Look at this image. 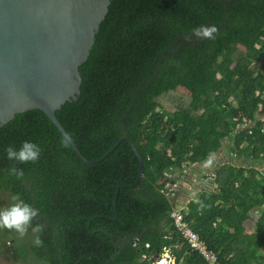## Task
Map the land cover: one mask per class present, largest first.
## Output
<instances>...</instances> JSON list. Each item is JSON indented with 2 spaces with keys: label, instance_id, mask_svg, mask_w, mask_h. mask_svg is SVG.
<instances>
[{
  "label": "trees",
  "instance_id": "trees-1",
  "mask_svg": "<svg viewBox=\"0 0 264 264\" xmlns=\"http://www.w3.org/2000/svg\"><path fill=\"white\" fill-rule=\"evenodd\" d=\"M201 25H215L214 38L196 36ZM263 56L264 0H111L79 66V97L56 116L91 160L130 138L144 161L142 179L120 189L115 212L117 184L138 176L130 143L89 164L43 110L16 113L0 128V195L36 207L32 225L43 227L34 233L30 225L21 241L3 228L4 243L16 238L15 261L152 264L170 249L175 264H209L171 217L180 190L169 198L162 189L188 178L231 137V154L243 160L198 171L212 175L214 187L200 190L185 218L222 264H264ZM178 85L190 100L168 110L160 98ZM25 140L40 146L39 158L8 160L7 146ZM257 206L262 211L249 232L245 222Z\"/></svg>",
  "mask_w": 264,
  "mask_h": 264
},
{
  "label": "water",
  "instance_id": "water-1",
  "mask_svg": "<svg viewBox=\"0 0 264 264\" xmlns=\"http://www.w3.org/2000/svg\"><path fill=\"white\" fill-rule=\"evenodd\" d=\"M110 2L0 0V128L16 113L39 108L89 164L103 161L121 142L130 143L140 162L139 171L134 183L117 184V212L120 189L136 186L144 173V161L135 143L121 137L101 157L88 159L56 116L67 100L79 97V66L89 56Z\"/></svg>",
  "mask_w": 264,
  "mask_h": 264
},
{
  "label": "rangeland",
  "instance_id": "rangeland-1",
  "mask_svg": "<svg viewBox=\"0 0 264 264\" xmlns=\"http://www.w3.org/2000/svg\"><path fill=\"white\" fill-rule=\"evenodd\" d=\"M244 51H245V48L243 46H240L239 52H244ZM262 62H264V56H263ZM263 71H264V68L262 69V72ZM189 100H190V91L181 85L173 87L167 94L161 96V98H160L162 105L168 110H174L177 107H179L180 105L186 104L187 102H189ZM258 117L264 118V113L263 112L260 113L258 115ZM231 147H232V139H231V137H229V138H227L226 145H224L222 147V149L217 154L211 156L210 159L207 161L208 162L207 164L205 162L204 165L200 166L202 168L195 166V165L192 167V169H194V170L196 169V171L193 174L188 175V178H186V184L187 183H189V184L183 185V187H181V188H184L183 189L184 192H185V190L190 191V194L192 196L191 197L192 203H194L196 201V198L198 197V194L200 193V189L201 190L202 189H213V187H214V184L210 182V178H212V175H209V177H206L205 176L206 174H203V173L198 172V171L206 170L209 172V170L212 166L216 167L218 165L223 164L224 162H226L228 160H230V162L238 163L243 159V158H238L235 155H231V153H233ZM259 168H260V170H264V165H260ZM176 173H179V172L177 171ZM174 175H175V173H174ZM167 178H173V176L167 175ZM176 183H178L177 180H176ZM189 185H190V187H189ZM177 193H178V198H180V199H178L179 200L178 202H180L182 204L186 203L187 200L181 199V197L179 195L181 193V191H180V193L179 192H177ZM11 203H12V200L10 198H8V196L6 194L0 195V207H6ZM261 211H262L261 206H257L255 208H253L250 211V216H251L250 219H252V217H253V218H255V221H256L258 216L261 214ZM251 228L252 229L255 228L254 222L249 221L248 229L250 230ZM2 231H3V228H0V235H1ZM14 236H17L19 238L18 239L19 241H21V239L26 240L29 238L27 231H25V233H23V234H20L16 231V232H14ZM1 237L2 236H0V238ZM15 240H16V238L11 240V245L4 243L3 237L0 240V264H44V263L39 262L35 259H31L29 261H22V260L17 259V262H16L15 259L12 257V253L15 250L14 249ZM168 252H169L168 250H165V252L163 253V255L160 258H166ZM166 262H167V260L165 259L164 263H160V262H158V263L159 264H172L171 262H168V263H166Z\"/></svg>",
  "mask_w": 264,
  "mask_h": 264
},
{
  "label": "clouds",
  "instance_id": "clouds-1",
  "mask_svg": "<svg viewBox=\"0 0 264 264\" xmlns=\"http://www.w3.org/2000/svg\"><path fill=\"white\" fill-rule=\"evenodd\" d=\"M193 32L198 37L214 38L217 27L215 25H201L193 29ZM67 142V139L63 141V143ZM5 152L8 160L24 163L36 161L40 156L41 148L36 142L25 140L18 148L13 145L7 146ZM10 172L17 177H21L24 174L23 169L17 167H12ZM11 199L14 201L13 203L6 207H0V228L14 229L18 233L23 234L31 225L32 231L39 233L43 226L41 224L32 225V220L37 217L39 210L19 198L18 195H13ZM35 243H41L39 235H36Z\"/></svg>",
  "mask_w": 264,
  "mask_h": 264
},
{
  "label": "built area",
  "instance_id": "built-area-1",
  "mask_svg": "<svg viewBox=\"0 0 264 264\" xmlns=\"http://www.w3.org/2000/svg\"><path fill=\"white\" fill-rule=\"evenodd\" d=\"M168 176H170V174ZM177 190L178 183L176 182L172 184L167 182L165 187L162 189V191L169 198L175 197ZM186 206L187 203L182 204L178 202L177 206L171 211V217L173 218L174 224L178 231L181 233L183 238L187 240L190 246L194 250H197L209 264H222V262L219 260L218 254L211 247H209L206 241H204L196 231L192 229L189 222L186 220L184 213ZM166 250L169 251L166 258L156 257L152 264H159L158 262L164 263L165 259L167 260L166 263L171 262L172 264H175V258L170 253V249Z\"/></svg>",
  "mask_w": 264,
  "mask_h": 264
},
{
  "label": "crops",
  "instance_id": "crops-1",
  "mask_svg": "<svg viewBox=\"0 0 264 264\" xmlns=\"http://www.w3.org/2000/svg\"><path fill=\"white\" fill-rule=\"evenodd\" d=\"M231 155H233V154H231ZM243 160V159H242ZM208 162L206 161V164H207ZM203 165H204V163H202ZM175 175H177V173H175ZM174 174L173 175H171V176H175ZM185 175V174H184ZM184 175H182V177L184 176ZM179 181H177L179 184H178V191L180 190L181 191V193L179 194L180 195V197L182 198V199H185V200H187V202L186 203H188V204H193L192 203V199H191V194H190V191H186L185 190V192H184V188H181V187H183V185H187V184H189V183H187L186 184V178L185 177H183V179L182 178H180V179H178ZM211 183H212V181H210ZM185 187V186H184ZM189 187H190V185H189ZM186 189V188H185ZM201 190V189H200ZM191 199V200H190ZM187 204V205H188ZM251 218V216L246 220V222H245V226H246V228H247V231H249V232H253L254 230H255V228H256V223H255V218H253L252 217V219H250ZM249 221H251V222H254V226H255V228H251L250 230L248 229V223H249Z\"/></svg>",
  "mask_w": 264,
  "mask_h": 264
}]
</instances>
